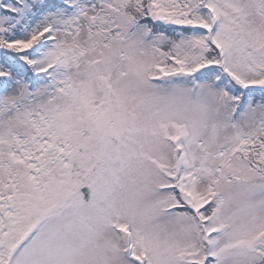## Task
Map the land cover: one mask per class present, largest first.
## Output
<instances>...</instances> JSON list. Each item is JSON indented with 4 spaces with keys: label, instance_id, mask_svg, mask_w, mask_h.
I'll return each mask as SVG.
<instances>
[{
    "label": "snow or ice",
    "instance_id": "6c2138e0",
    "mask_svg": "<svg viewBox=\"0 0 264 264\" xmlns=\"http://www.w3.org/2000/svg\"><path fill=\"white\" fill-rule=\"evenodd\" d=\"M0 264H264V0H0Z\"/></svg>",
    "mask_w": 264,
    "mask_h": 264
}]
</instances>
